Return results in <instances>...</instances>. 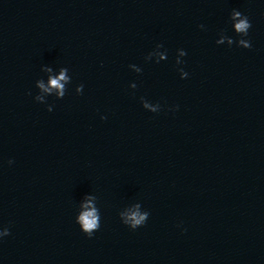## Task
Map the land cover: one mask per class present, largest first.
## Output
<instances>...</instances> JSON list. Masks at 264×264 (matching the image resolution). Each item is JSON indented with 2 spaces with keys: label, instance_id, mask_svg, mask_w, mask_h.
Returning <instances> with one entry per match:
<instances>
[{
  "label": "water",
  "instance_id": "water-1",
  "mask_svg": "<svg viewBox=\"0 0 264 264\" xmlns=\"http://www.w3.org/2000/svg\"><path fill=\"white\" fill-rule=\"evenodd\" d=\"M0 264H264V0H0Z\"/></svg>",
  "mask_w": 264,
  "mask_h": 264
},
{
  "label": "clouds",
  "instance_id": "clouds-1",
  "mask_svg": "<svg viewBox=\"0 0 264 264\" xmlns=\"http://www.w3.org/2000/svg\"><path fill=\"white\" fill-rule=\"evenodd\" d=\"M246 27H247V24L245 22H243V21H241L239 24L236 25V28H237L238 31H243ZM62 78H63V76H61V79ZM51 83L54 86H57V87L60 86L58 84V81L57 80H52ZM81 220L83 221V225H84V228L86 230H91L94 227H96V219H95V216H94V214L92 212L85 213L81 217ZM135 222L136 223H139L140 221L139 220H136Z\"/></svg>",
  "mask_w": 264,
  "mask_h": 264
}]
</instances>
